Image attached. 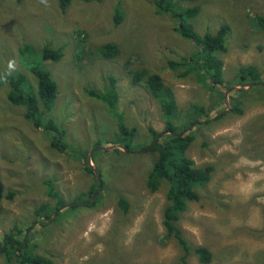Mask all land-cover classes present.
I'll list each match as a JSON object with an SVG mask.
<instances>
[{"label":"rangeland","instance_id":"1","mask_svg":"<svg viewBox=\"0 0 264 264\" xmlns=\"http://www.w3.org/2000/svg\"><path fill=\"white\" fill-rule=\"evenodd\" d=\"M188 3L199 8L190 21L198 34H214L223 25L229 28L226 52L218 54L228 86L226 101L227 91L219 100V87H204L191 66L167 67L168 62L183 63L194 46L175 30V20L156 14L153 0H73L65 13L57 0H0V74L20 73L36 92L29 61L20 58L19 49L28 44L36 50V63L57 85L44 118L53 119L64 131L69 146L63 153L51 148L55 134L34 128L24 117L25 108L7 101L9 87L0 82V180L5 194L15 192L12 200H2L0 242L13 233L23 245L29 243L33 255L53 264H181L184 252L176 240L165 237L162 225L168 186L163 183L150 193L145 183L156 155L140 149L152 143L149 128L164 129L157 101L143 85L130 83L129 71L145 69L159 74L173 91L179 115L173 123L184 126L194 106L208 112L206 118L197 116L201 122L209 119L197 126L199 130L183 128V133L193 131L187 156L195 167L214 168L211 181L196 191L199 200L188 203L179 216L177 226L184 239L191 249L208 248L210 264H264V86L235 92L243 115L229 111V95L234 97L230 90L242 88L237 86L238 68L251 64L264 73V0ZM116 8L123 12L117 26ZM260 18L263 26L256 25ZM107 43L116 44L119 53L104 60L99 49ZM46 45L61 49L62 59L43 63L40 51ZM108 76L117 80V112L128 128L135 129L134 152L116 143V121L102 102L84 92H103ZM92 150L89 173L80 156L86 155L88 164ZM93 168L101 189L95 197L100 196L99 201L90 207ZM49 185L64 205L55 217L42 219L43 225L34 224L37 207L56 205L47 195ZM79 196L85 199L69 209ZM121 199L127 211L119 207ZM184 261L200 264L192 252Z\"/></svg>","mask_w":264,"mask_h":264},{"label":"trees","instance_id":"2","mask_svg":"<svg viewBox=\"0 0 264 264\" xmlns=\"http://www.w3.org/2000/svg\"><path fill=\"white\" fill-rule=\"evenodd\" d=\"M20 1L21 0H17V2ZM72 1L73 0H57L60 12L65 13ZM81 1L98 2L100 0ZM190 1L195 0H153L156 14H165L175 20L177 25L175 30L181 37L192 41L194 46V50H191L192 52L188 55V59L183 58L181 60L183 63L168 62L167 67L171 70H177V68L180 67H186L187 65L191 66V71L195 72L196 75L198 74L197 79L204 87L211 89L219 87L220 90L217 91L220 96L219 100H221V98L223 99L224 97L225 91H228V86L224 83L222 78L223 62L218 57V54L226 52L225 36L229 28L223 25L214 34L209 32H205L201 35L198 34L190 21L198 14L199 8L189 7L188 2ZM186 3H188L187 6H185ZM122 19V10L116 8L115 26H117ZM257 20L259 22L256 25L263 26V20L261 18ZM35 51L36 50L28 44H24L23 47L19 49L20 58L23 57L29 61L30 72L36 82V92L31 91V85L27 84L25 76L20 73H1L0 82L6 83L9 87L7 101L15 106H23L25 108L24 117L32 123L34 128H43L46 131L53 132L55 135L51 137L49 141L50 146L63 153L69 149V146L63 139L64 131L59 126L55 125L53 119L44 118V116L50 112L56 98L57 85L52 80L50 73L43 69L41 63H36L37 58L34 56ZM118 53V47L113 43L104 44L99 49L100 57L104 60L113 59ZM40 55L43 63L47 61L58 62L62 59L63 52L61 49H52L46 45L41 48ZM128 74L132 85H143L152 95L159 104L163 116V131L157 132L149 128L148 132L152 136V143L149 146L142 147L140 150L145 153H154L156 155L146 176L145 183L147 190L150 193H155L163 183L168 186L166 192L167 204L163 211L162 221V225L166 232L165 237H172L176 240L181 251L184 252V257H181V264H185V257L188 256L190 252L197 257L200 264H210L212 261V253L210 250L203 246L191 249L188 242L184 239L182 231L177 226L180 214L187 209L188 203L199 200V195L196 191L205 187L211 181L214 171L212 165L195 167L194 162L187 156V150L194 139L193 131L189 130L183 133V128L187 129V127H194L195 130H199L200 127L197 126H202L203 123L208 122L209 119L201 122L197 116L206 118L208 117V112L205 107L194 106V111L191 113L190 117L191 120H188L184 126L182 124L176 125L173 121L179 118V115H177V101L173 91L165 86L160 75L145 69L129 71ZM204 77L207 82L203 80ZM236 79L238 81L237 86L242 88L234 91L230 90V93H233L234 97L233 95L231 97L229 95V100L233 102L229 111L231 113L243 115V109L239 106L241 102L237 100L235 92L242 93L241 91L244 90V87L249 84H253L252 87L263 86L264 73L251 64L244 65L238 68ZM116 82L117 80L115 77L108 76L107 87L103 92H98L89 88H85L84 92L87 93L89 97L105 105L109 115L117 124L118 136L116 138V143L123 142V148L127 153H130L135 151L131 146L132 139L135 137V129L128 128L124 124L122 114L117 112L119 95ZM157 138L158 140H156ZM82 156H84V158H82ZM80 158L84 159H81V161H84L85 170L91 173L92 169L86 162V155L81 154ZM98 187L97 179H95L94 185L90 188L88 193L90 200L93 194L97 192ZM47 195L56 199V205L52 208L48 204H42L37 207L34 210V216L36 218L34 224L41 221L43 225L45 222H43L42 219L51 217V215L64 205L58 192H56L51 185L48 186ZM14 196L15 192L12 191L6 194L4 193V185L0 180V215L3 210L2 200H12ZM84 199L85 197H77L69 209H74L75 205L82 202ZM99 199L100 196H97L94 202L89 203L88 206L94 207ZM118 204L123 211H127L128 204L124 199H121ZM30 229L31 228H28V231ZM17 233L20 234L21 231L18 230ZM5 237V241L0 242V255L3 256L4 264H53L47 257L33 255L29 243L23 245L24 240H17L15 234L9 233Z\"/></svg>","mask_w":264,"mask_h":264},{"label":"water","instance_id":"3","mask_svg":"<svg viewBox=\"0 0 264 264\" xmlns=\"http://www.w3.org/2000/svg\"><path fill=\"white\" fill-rule=\"evenodd\" d=\"M261 85H263V84H261ZM251 86H253V84H249V85H247L246 87L249 88V87H251ZM263 86H264V85H263ZM227 94H228V91H227L226 94H225V101H226V99H227ZM227 110H228V108H227ZM156 140H158V138H157ZM97 148H98V149H102L101 147H97ZM92 153H93V150H92V151L89 153V155H88V166H90V167H92V165H91V163H90ZM93 173H94L95 178L97 179V182H98V185H99L98 190H97V192H98V191L101 189V183H100V180H99V176L97 175V172H96V170H95L94 168H93ZM97 192H96V193L94 194V196L91 198L90 203L94 202L95 197H96V195H97ZM56 215H57V211H56L51 217H48V218H46L45 220H50L51 218L55 217Z\"/></svg>","mask_w":264,"mask_h":264},{"label":"clouds","instance_id":"4","mask_svg":"<svg viewBox=\"0 0 264 264\" xmlns=\"http://www.w3.org/2000/svg\"><path fill=\"white\" fill-rule=\"evenodd\" d=\"M42 2H43V0H42Z\"/></svg>","mask_w":264,"mask_h":264},{"label":"bare ground","instance_id":"5","mask_svg":"<svg viewBox=\"0 0 264 264\" xmlns=\"http://www.w3.org/2000/svg\"><path fill=\"white\" fill-rule=\"evenodd\" d=\"M240 88V87H239Z\"/></svg>","mask_w":264,"mask_h":264}]
</instances>
